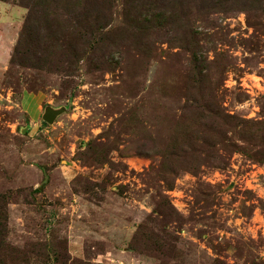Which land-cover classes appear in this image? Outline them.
<instances>
[{"label": "rangeland", "instance_id": "rangeland-1", "mask_svg": "<svg viewBox=\"0 0 264 264\" xmlns=\"http://www.w3.org/2000/svg\"><path fill=\"white\" fill-rule=\"evenodd\" d=\"M0 205V264H264V0H0Z\"/></svg>", "mask_w": 264, "mask_h": 264}, {"label": "water", "instance_id": "water-1", "mask_svg": "<svg viewBox=\"0 0 264 264\" xmlns=\"http://www.w3.org/2000/svg\"><path fill=\"white\" fill-rule=\"evenodd\" d=\"M56 115V112L55 113H49V112H45L43 114V120H45L46 122H52L54 117Z\"/></svg>", "mask_w": 264, "mask_h": 264}, {"label": "trees", "instance_id": "trees-1", "mask_svg": "<svg viewBox=\"0 0 264 264\" xmlns=\"http://www.w3.org/2000/svg\"><path fill=\"white\" fill-rule=\"evenodd\" d=\"M0 211H1V205H0ZM1 215H2V214H0V218H1ZM1 222H2V221H1V219H0V225H1ZM2 229H3V228H1V226H0V230H2Z\"/></svg>", "mask_w": 264, "mask_h": 264}]
</instances>
